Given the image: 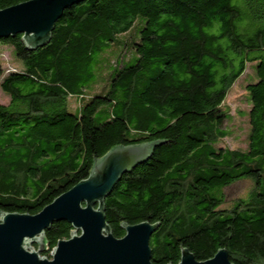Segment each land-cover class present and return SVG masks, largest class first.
<instances>
[{
  "label": "trees",
  "instance_id": "16d2710c",
  "mask_svg": "<svg viewBox=\"0 0 264 264\" xmlns=\"http://www.w3.org/2000/svg\"><path fill=\"white\" fill-rule=\"evenodd\" d=\"M0 44L17 63L0 64V212L35 215L111 148L158 142L105 199L112 235L160 224L153 264H177L182 249L198 262L225 249L232 264H264V0H82L45 46ZM245 73L256 77L244 87L246 146L219 147L231 134L224 100ZM89 90L70 113L68 100ZM244 180L251 197L227 203L224 189ZM71 231L52 224L41 256Z\"/></svg>",
  "mask_w": 264,
  "mask_h": 264
},
{
  "label": "water",
  "instance_id": "95a60500",
  "mask_svg": "<svg viewBox=\"0 0 264 264\" xmlns=\"http://www.w3.org/2000/svg\"><path fill=\"white\" fill-rule=\"evenodd\" d=\"M82 0H28L0 10V39L22 36L26 49L45 46L64 10ZM158 142L120 145L94 159L86 179L78 182L39 213L0 212V264H153L149 246L160 224H121L122 238H115L105 219V199L123 175L147 161ZM72 227L48 257L41 256L45 231L54 223ZM34 246H38L37 250ZM177 264H232L225 249L198 262L187 249Z\"/></svg>",
  "mask_w": 264,
  "mask_h": 264
},
{
  "label": "rangeland",
  "instance_id": "374dc122",
  "mask_svg": "<svg viewBox=\"0 0 264 264\" xmlns=\"http://www.w3.org/2000/svg\"><path fill=\"white\" fill-rule=\"evenodd\" d=\"M112 60L114 62L115 58H113ZM0 64L5 72L8 70H14V68L17 67V63L15 62V59L13 57L12 48L8 44H0ZM250 69L252 70V67H250ZM255 81L256 77L253 74L246 75L245 73L229 90L224 100V107L222 108V110L225 107L229 110L228 114L230 116V120L226 124L225 128H227L231 134L228 138L219 143V147L226 146L230 149L245 148L246 136L248 133L246 114L249 109V104L247 101V91L244 87L245 85L253 83ZM100 87L101 85H99V88ZM99 88H96L93 92H96ZM93 92L89 90L88 92L83 93V98L71 97L68 100V111L70 113H76V109L80 108L87 101V99L92 96ZM8 101L9 98L3 95L0 91V104L6 105L8 104ZM95 117L96 121H99L98 115H96ZM105 117V115H102V119L100 121H103ZM251 188L252 185L250 181H239L224 189L225 200L228 203L231 200L237 198L249 199L252 195ZM34 249L37 250L36 247H34Z\"/></svg>",
  "mask_w": 264,
  "mask_h": 264
},
{
  "label": "bare ground",
  "instance_id": "6f19581e",
  "mask_svg": "<svg viewBox=\"0 0 264 264\" xmlns=\"http://www.w3.org/2000/svg\"><path fill=\"white\" fill-rule=\"evenodd\" d=\"M69 8H70V7H69ZM64 11H65V10H64ZM64 11H63V12H64ZM54 27H55V25H54ZM19 36H20V35H19ZM21 37H22V36H21ZM9 38H12V37H9ZM4 39H8V38H4ZM21 41H22V40H21ZM24 47H25V46H24ZM102 157H103V156H102ZM97 159H99V158H97ZM91 167H92V166H91ZM90 170H91V169H90ZM89 172H90V171H89ZM86 178H87V177H86ZM86 178H85V179H86ZM83 180H84V179H83ZM75 185H76V184H75ZM75 185H74V186H75Z\"/></svg>",
  "mask_w": 264,
  "mask_h": 264
}]
</instances>
